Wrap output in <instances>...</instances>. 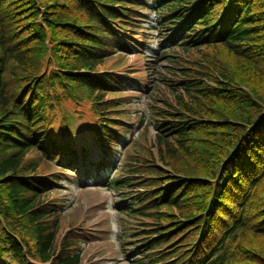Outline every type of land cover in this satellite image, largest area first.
<instances>
[{"label":"trees","instance_id":"obj_1","mask_svg":"<svg viewBox=\"0 0 264 264\" xmlns=\"http://www.w3.org/2000/svg\"><path fill=\"white\" fill-rule=\"evenodd\" d=\"M193 50L197 60L177 56ZM120 51L136 54L131 65ZM146 54L165 60L166 92L138 126L148 118L157 153L195 161L179 173L161 159L150 183L140 157L115 163L132 134L119 90L148 94ZM257 83L264 86V0H0V264H82L77 237L59 233L55 165L121 191L115 209L132 234L131 264H264ZM69 107L73 116L90 112L83 138L66 127Z\"/></svg>","mask_w":264,"mask_h":264},{"label":"rangeland","instance_id":"obj_2","mask_svg":"<svg viewBox=\"0 0 264 264\" xmlns=\"http://www.w3.org/2000/svg\"><path fill=\"white\" fill-rule=\"evenodd\" d=\"M143 14L149 15L147 11L143 10ZM149 33H154L150 31ZM149 50L152 52L158 51L159 47L157 45L156 39L150 40L149 43ZM122 54V53H119ZM149 55H145L144 58L140 60V63L146 64L147 66V73H143V80H146L147 87L149 88V92L146 96L145 89L143 90L142 94L137 92H128L127 99L124 101H132L131 103L124 104L126 113L128 114L131 124L129 125L130 129H132L133 134H127L131 141H128L125 146L131 144L129 148L126 150L124 155L130 156L133 154L137 156L136 158L140 157L143 161L145 172L149 173L150 176L145 175L144 178L147 180H143L144 183H150L149 177L154 174L155 167L158 168L162 166L161 159H163V163L167 162L174 166L173 169L175 171H179V173H184L185 167L192 166L195 162L193 157H184L180 156L179 154L174 156H169L165 152L157 153L156 145L151 144V139L153 138L154 131L152 128L148 129V134H141L139 138H135L137 134L136 124L140 118V115L147 112L148 108L152 105V99L159 98L160 100L163 99L165 95V90L162 88L161 83L159 82V78L161 77V71L159 70L160 67L165 66V60H154ZM177 56L182 58H188L197 60L200 55L193 50L189 54H185L182 51L177 52ZM134 57L129 56L125 60L126 65H131L133 63ZM156 61L155 67L147 62V61ZM116 61V58H113L111 62L106 63L105 67H112L113 63ZM145 61V62H144ZM149 64V65H148ZM158 67V68H157ZM131 68V67H130ZM120 76L124 77V72L120 73ZM131 83L136 84V81L139 78L130 77ZM251 85V84H250ZM256 88V91L261 94L264 92V86L261 83L253 84ZM254 87H252L254 89ZM125 87L121 88L122 91H125ZM64 110H66L64 108ZM66 112L71 117L70 124L66 123V127L72 129L73 133L76 136H80L83 138L84 134L89 132V129L85 127L87 125L88 120L91 118L90 112L87 113H80L79 116H73V108H67ZM78 118V119H77ZM148 136V142L144 140V137ZM136 142L134 146H132L133 142ZM132 149V153L130 150ZM123 150H120L121 153ZM158 154L161 158H159ZM123 155V154H120ZM31 156V155H29ZM165 164V163H164ZM59 166H55L52 168V173H59L58 170ZM168 169V168H167ZM169 170V169H168ZM63 181H70L71 183L75 182V179L68 178L66 176L57 174ZM77 179L81 181L82 174L77 175ZM73 193L74 198L68 200L66 206H63L64 216L63 219L64 225H59L60 228V236L61 238L67 234V228H70L69 232L72 235L77 237L79 242V247L81 248L82 259L84 260L85 264H130L125 260L124 257V250L123 248L126 246H121L119 242V224H118V215L114 210L113 206L114 203L118 200L117 196L120 195L117 192H110V190L104 189L105 192L103 193L100 189H96L97 191L94 192L95 194L89 197V191L94 190H86V189H95V188H84L82 185H74L73 184ZM79 189V190H78ZM86 190V191H82ZM60 190L64 194H68L70 196V191L66 192V190L60 187ZM82 191V192H81ZM81 192V193H80ZM80 193V194H79ZM88 195V197H87ZM79 200V208L75 205V201ZM98 198V199H97ZM90 201L91 205H88ZM90 206V207H89ZM89 207V208H87ZM85 208V209H84ZM83 209V210H82ZM90 209V210H89ZM68 217V218H67ZM72 223V225H70ZM104 229L106 230L105 233L98 232V230ZM91 235H89V234ZM89 237V239L86 238ZM131 247V246H130Z\"/></svg>","mask_w":264,"mask_h":264}]
</instances>
